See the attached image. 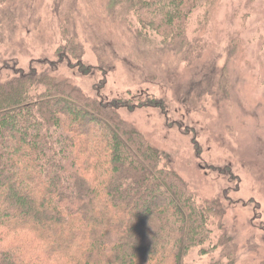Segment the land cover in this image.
Instances as JSON below:
<instances>
[{
	"label": "trees",
	"instance_id": "trees-1",
	"mask_svg": "<svg viewBox=\"0 0 264 264\" xmlns=\"http://www.w3.org/2000/svg\"><path fill=\"white\" fill-rule=\"evenodd\" d=\"M109 1L113 22L138 40L153 38L158 55L179 56L189 67L202 58L205 44L189 37V23L214 0ZM21 7L0 0V48L24 21L39 27L30 6ZM54 12L63 41L55 60L13 73L0 67V225L35 228L49 252L85 238L78 264H186L195 248L218 252L206 264H237L239 244L225 226L230 211L223 198L196 192L171 156L122 116V109H164L163 99H108L104 87L90 94L58 74L64 63L84 75L109 72L118 54L100 40L93 48L98 66L86 64L78 0H54ZM197 67L189 91L199 98L221 94L223 73ZM0 264L42 262L18 248L0 250Z\"/></svg>",
	"mask_w": 264,
	"mask_h": 264
},
{
	"label": "rangeland",
	"instance_id": "rangeland-1",
	"mask_svg": "<svg viewBox=\"0 0 264 264\" xmlns=\"http://www.w3.org/2000/svg\"><path fill=\"white\" fill-rule=\"evenodd\" d=\"M15 1L19 7L29 5V13L40 22L34 27L24 21L12 41L0 48V67H10L5 73L55 60L63 42L54 0ZM112 10L109 0H78L76 20L86 64L98 66L93 48L102 40L109 44V54H118L115 69L84 75L64 63L57 73L90 94L104 87L101 95L108 99H145L149 94L163 99L164 109H122V116L171 156L174 168L196 192L223 198L230 211L225 226L239 244L237 264H263L264 0H214L207 10L193 14L189 37L200 38L205 49L192 67L179 56L158 55L153 38L138 40L128 34L113 22ZM209 65L223 73L224 91L199 98L189 91L190 80L197 66ZM212 251L209 256L192 249L186 264H206L218 254Z\"/></svg>",
	"mask_w": 264,
	"mask_h": 264
},
{
	"label": "clouds",
	"instance_id": "clouds-1",
	"mask_svg": "<svg viewBox=\"0 0 264 264\" xmlns=\"http://www.w3.org/2000/svg\"><path fill=\"white\" fill-rule=\"evenodd\" d=\"M49 246L35 228L14 229L8 225H0V250L29 249L39 256L42 264H78L89 242L85 238L77 237L67 247L53 252L48 251Z\"/></svg>",
	"mask_w": 264,
	"mask_h": 264
}]
</instances>
